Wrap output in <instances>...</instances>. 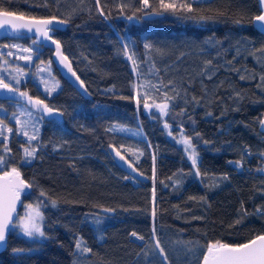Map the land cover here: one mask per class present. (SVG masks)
Returning a JSON list of instances; mask_svg holds the SVG:
<instances>
[{
    "label": "trees",
    "instance_id": "trees-1",
    "mask_svg": "<svg viewBox=\"0 0 264 264\" xmlns=\"http://www.w3.org/2000/svg\"><path fill=\"white\" fill-rule=\"evenodd\" d=\"M122 3L129 7L121 11ZM150 3L155 6V0ZM3 6L26 16L68 20L52 34L61 42L89 95L77 92L51 62V74L60 87L45 98L33 68L40 61L48 64L51 49L40 46V58L34 56L27 65L17 59L20 55L15 48L3 45L32 46L31 36L19 33L0 38V60L8 61L0 67V75L19 65L28 74L21 77L25 83L20 88L65 112L62 118H55L58 123L46 117L39 124L38 140L32 144L46 146L30 164L20 163L26 139L16 134L12 121L5 120L13 128V133H7L13 158L8 168L18 167L23 179L33 184L31 194L21 196L22 202L36 204L42 189L58 206L53 208L49 202L41 208L45 231L52 239L32 244L12 232L6 249L0 251V264H73V260L77 264H161V257L153 254L158 251L156 239L168 257L164 264H199L201 255L187 252L186 245L197 247L216 240L239 244L264 232V217L254 214L256 208L264 209V174L255 171L264 166L259 155L264 151V139L258 127L264 108V82L260 80L264 53L258 50L264 48V35L251 23L259 13L257 0H205L194 5L198 12L187 14L214 17L205 22L178 18L183 13L145 19L141 17L144 12H136L142 7L136 0H100L107 18L99 14L94 0H5ZM133 13L137 18L129 21L126 17ZM128 41L132 43L125 52L122 43ZM145 43L152 48L145 49ZM9 51L14 55L8 56ZM158 81L172 82L166 89L169 96L174 95L172 86L179 93L173 101L176 108L168 116L153 108L154 118L142 105L138 111L133 100L119 98L134 95L133 83ZM109 88L113 91H106ZM151 95L160 97L158 103L163 99L162 92ZM193 97L198 104L185 103ZM12 103L15 101L0 99L7 116ZM185 108L187 114L177 115ZM165 121L172 135L179 132L182 122L187 135L194 136L195 130L211 142L205 145L203 140L193 139L202 161L201 172L207 170V177L192 175L191 161L182 145L168 135ZM113 124L131 131H106ZM136 131L142 135H133ZM110 144L142 179L115 164L107 150ZM244 147L251 155L244 158V169L237 170L228 161L239 160ZM181 171L182 183L174 187V174ZM225 173L229 179L213 186V177ZM85 215L89 220L98 218L100 224L85 223ZM132 232L144 240L132 237ZM76 237L83 239L91 253L72 254ZM15 247L34 250L15 256Z\"/></svg>",
    "mask_w": 264,
    "mask_h": 264
},
{
    "label": "snow or ice",
    "instance_id": "snow-or-ice-1",
    "mask_svg": "<svg viewBox=\"0 0 264 264\" xmlns=\"http://www.w3.org/2000/svg\"><path fill=\"white\" fill-rule=\"evenodd\" d=\"M5 0H0V30L7 31L4 27L9 25L11 30L14 32H19L21 29H27L29 32H33V36L39 39L34 38L32 41V46L27 48H22L23 53H27V55H20L17 59L27 61L29 63L33 62V58L38 60L40 58V46L47 45L48 41H51L52 45H55L56 55L60 58L59 63L67 69L69 73H71L72 77H75V81H78V88L83 90V94L89 95L88 89L84 84V81L80 79V77L76 74V72L72 69L71 61L68 56L64 55L62 52V45L59 40L53 39L52 36L49 35L50 32L58 30V25H65L68 23V20H57L55 16L51 18H36L29 17L25 18L23 14L19 16L16 13L9 11L6 7L3 6ZM82 2V0H81ZM137 3L142 5V7L137 8L136 12H144L146 16L151 15H164L165 13H171L173 15H178L183 13L184 15H179L180 19H189L197 22H205L214 20L213 16L206 15H187L189 13H196L199 11L198 7H194V5H200L205 2V0H155V6L153 3H150V0H136ZM210 2V0H208ZM94 3L97 6L99 14L101 16H105L103 8L100 6V0H94ZM257 4L260 6L259 14L254 15L252 18V25L258 28L261 32H264V0H257ZM47 7V3L44 5ZM121 11L124 8L129 7L128 4H120L119 5ZM146 9H151V11H145ZM107 18V16H105ZM129 21H132L135 16V13L126 17ZM55 22V23H54ZM237 24H240L241 21L237 20ZM123 40V38H121ZM132 43L128 41L126 43H122V47L125 52H127L129 44ZM4 48H17L20 49V45L12 44V45H3ZM145 49H151L152 45L149 43L144 44ZM239 51V50H238ZM261 53H264V48L259 49ZM3 55V53H0ZM8 56L14 55L13 52L9 51L7 53ZM129 60H133L132 55L128 56ZM5 64L8 63L7 60L4 61ZM135 60H133V65H135ZM44 61H40V65H37V73L39 76V84L43 85V91L45 93V98L52 95L53 92L60 87L59 82L55 80V78L51 75L50 65L51 60L48 61V67H42ZM135 71V67L133 69ZM16 75L9 74V77H5L0 75V90H6L10 95L5 96L4 98L7 100H15L17 111L12 113L11 117L7 116V110L0 104V112L4 113L3 116H0V137L3 139L0 140V145L3 146V151L0 153V249H6L7 240L10 233L14 230L19 229V233L22 234L27 242H31L32 244H42L44 241L52 239L51 236L47 234L45 231V217L43 212L41 211L42 207H46L48 203H51L53 208H56L57 201L55 199H50L47 196V193L44 190H40L39 196L37 197L36 204H26L24 205L26 211L24 215L21 217L16 213L17 203H22L21 196L22 195H30V189L33 187L32 183L25 181L22 177V174L18 167L11 166L10 171L5 170L9 167L11 159H13L9 154L11 153V148L7 146L8 136L5 135L7 133H13V128L9 127L5 120L15 122L16 134L22 135L26 137V146L21 145L23 150V155L20 163H31L32 160L36 159L38 153L42 147L46 145L37 144L33 145V141H37L39 137V124L44 121L47 117L53 122H57L55 120L56 117H63L65 112L60 109H55L49 104L45 103L44 99H40L39 97L30 96L27 91H21V84L25 83V80H22L21 77L27 78L28 74L24 72L23 68L19 65L13 70ZM47 73V75H45ZM241 79L245 77L241 76ZM5 79H8V83H5ZM260 80L264 82V76L260 77ZM169 85H172V82L169 81L168 85L163 84L158 81L156 84L151 82L148 83H133L132 89L134 91V95L120 96V99H131L135 102L137 106V110L142 107L145 110L149 111V115L156 117V113L151 112L150 110L155 108L158 110L161 116H168L170 112L174 111L176 108V104L173 101L179 96V93L176 92L175 87H171V91L174 93L173 96H169L168 91L166 89L169 88ZM106 91H113L112 88L107 89ZM163 99L161 102H157L160 99L159 96H153L152 93H161ZM236 96L239 97L240 93H236ZM25 101L21 103V101ZM151 101V102H150ZM194 102L198 104L199 102L195 97L192 98V101L185 100V103ZM187 114V109H181L180 113L177 115H185ZM207 115L211 116L212 113L208 112ZM21 117H26V119H21ZM189 120H192V117L188 116ZM193 124L195 123L192 120ZM258 123L261 126V129H264V119H259ZM28 128L32 129V134H29L27 131ZM164 128L170 129V125L167 121L164 122ZM106 131L112 132L114 134L126 133L131 131L121 125L113 124ZM178 131L180 133L179 138H175L176 143L183 145V151L187 154V159L191 161V168L194 170L192 175L196 177L200 176H208V171L204 170L201 172L202 161L200 159L199 153L197 151L196 145L193 144V139L195 138L198 142L203 140L201 133L194 130V136L187 135L184 132L183 123L181 122ZM133 135L139 136L142 135L140 131H136L132 133ZM168 135H172V131L169 130ZM261 136H264V131L260 133ZM67 143V141H65ZM211 142L208 140H203V144L208 145ZM62 146V145H61ZM231 147V144L228 145ZM110 148L115 152L116 156L120 158V160H124L125 157L121 155L119 149H117L114 145H109ZM122 147V146H121ZM53 150H56L54 147ZM251 151L248 147H244L241 150V158L235 161H228L229 164L233 165L237 170L244 169V158L246 156H250ZM260 157L264 159V151L259 153ZM153 161L155 162V156H153ZM131 167V164H129ZM251 171V170H250ZM255 171L259 174H264V166L257 167ZM177 177L174 182V187H179L183 180V172L180 174H174ZM172 179V178H170ZM229 176L227 173L222 174L219 177H213V186L218 187L219 183L227 181ZM168 185H165L167 187ZM153 198H155V189H153ZM190 199H195V197H190ZM201 199H204L201 197ZM243 207V204H242ZM105 211H114L112 209H105ZM255 215L264 217V209L256 208ZM153 217L155 216V209L152 212ZM244 215L247 216V212H244ZM85 223H94V225H99L100 220L98 218H93V220H89L88 215L84 217ZM240 220H237L236 223H240ZM132 237H136L139 240H144L143 236H138L136 232L131 233ZM153 236L155 237V228H153ZM191 244V242H189ZM204 248L203 252H200L199 249ZM155 249L157 252H154V255H159L161 257V264H164L165 261L168 260L167 255L165 254V249L161 246L160 240H155ZM34 249L32 247L22 248L15 247L12 249V253L15 256H22L26 253L32 252ZM92 249L87 247L82 238H75V249L73 251L74 256H82L84 253H91ZM186 251L190 252L194 255L199 254L202 255L201 264H264V233L256 234L252 239L248 240L245 243L240 244H229L223 243L220 240H216L214 242H208L206 245H198L197 247H190L186 245ZM147 256L148 253H145ZM73 264H77L76 260H73Z\"/></svg>",
    "mask_w": 264,
    "mask_h": 264
},
{
    "label": "water",
    "instance_id": "water-1",
    "mask_svg": "<svg viewBox=\"0 0 264 264\" xmlns=\"http://www.w3.org/2000/svg\"><path fill=\"white\" fill-rule=\"evenodd\" d=\"M258 5V4H257ZM258 9L260 10V6L258 5ZM13 12V11H12ZM14 13H16V12H14ZM259 14V13H258ZM16 15L17 16H19L20 15V13H16ZM25 16V18L27 19V18H29V17H33V16H26V15H24ZM154 16H156V15H151V16H146L144 13L141 15V17L142 18H145V19H147V18H152V17H154ZM52 16H46V17H36V18H51ZM57 18V17H56ZM57 20H61V19H59V18H57ZM55 23V22H54ZM64 25H58V29L59 28H62ZM6 29H7V31H4V30H0V38H3V37H10V36H12V35H14L16 32H14V31H12L11 30V27L9 26V25H6V26H4ZM256 28V27H255ZM259 32H261L258 28H256ZM35 30L33 29V32H34ZM20 33H24V34H26V35H28V36H31L32 37V41H33V39L34 38H36V39H39V38H37V37H34L33 36V32H29L27 29H21L20 31H19ZM18 32V33H19ZM53 32H50L49 33V35L50 36H52V38L53 39H55L54 38V36H53V34H52ZM263 35H264V32H261ZM45 47H49L50 49H51V53H50V59H51V62H52V64H53V66L55 67V69L57 70V72L59 73V75L61 76V77H63L69 84H71L75 89H76V91L77 92H79L82 96H84V97H88V95H85V94H83V90L82 89H80V88H78V81H75V77H72V75H71V73H69L68 71H67V69L66 68H64V66L62 65V64H60L59 63V57L56 55V49H55V45H52L51 44V41H48L47 42V45H45ZM62 50V49H61ZM62 52H63V50H62ZM63 54H64V52H63ZM65 55V54H64ZM72 69H73V67H72ZM74 70V69H73ZM5 83H8V82H6L5 81ZM7 95H10L9 93H7L6 92V90H0V99H5L4 97L5 96H7ZM15 101V100H14ZM260 119H264V108H263V111H262V115H261V117H260ZM258 127H259V130L262 132V131H264V129H261V126H260V124L258 125ZM263 137V139H264V136H262ZM107 150H108V152H109V154H110V156H111V158H112V160L115 162V164H117L122 170H124L127 174H129L130 176H132V177H134V178H136V179H142L143 177L140 175V173L134 168V166L125 158L124 160H120V158L118 157V156H116V154H115V152L112 150V148H110L109 146L107 147ZM122 155V154H121ZM125 157V156H124ZM129 164H131V167H129ZM10 169L11 168H8V169H6V170H8V171H10ZM0 175H2V173H0ZM26 181V180H25ZM22 201V200H21ZM20 205H21V203H17V207H16V213L18 212V210H19V207H20ZM262 233H264V232H262ZM260 234V233H259ZM253 238V237H252ZM252 238H250V239H252ZM250 239H248V240H250ZM248 240H246V241H244V242H242V243H245V242H247ZM229 244H231V243H229ZM240 244V243H239ZM1 250H3V249H0V251ZM205 250V249H204ZM203 250V251H204ZM201 261H202V255H201V257H200V260H199V264H201Z\"/></svg>",
    "mask_w": 264,
    "mask_h": 264
},
{
    "label": "rangeland",
    "instance_id": "rangeland-1",
    "mask_svg": "<svg viewBox=\"0 0 264 264\" xmlns=\"http://www.w3.org/2000/svg\"><path fill=\"white\" fill-rule=\"evenodd\" d=\"M15 34H19L18 32H16ZM22 34V33H21ZM31 42H32V38H31ZM12 44H16L15 42H12ZM16 45H18V44H16ZM21 46V48L20 49H17V48H15V54H19V55H27V53H23L22 52V48H27V47H29V46H31V45H29V46H24V45H20ZM1 50V49H0ZM24 62H27V61H24ZM2 65H5V63H4V60H0V67L2 66ZM27 65H29V62H27ZM37 65H40V63H37ZM37 65H35V67L33 68V70L35 71V74L37 73ZM42 67H48V64L47 63H44L43 65H41ZM14 70V69H13ZM4 73H7V74H4L6 77H9V74L11 73L12 75H16V73L14 72V71H3ZM25 73H27V72H25ZM45 75H47V73H45ZM52 75V74H51ZM53 76V75H52ZM54 77V76H53ZM55 78V77H54ZM55 80H56V78H55ZM36 81L38 82V84H39V76H37L36 75ZM57 81V80H56ZM42 88H44V86L43 85H41V84H39ZM31 96V95H30ZM35 98V97H34ZM25 101H21V103H24ZM12 108H13V110L12 111H10V113H8V117H11L12 116V113L14 112V111H17V108H16V102L15 103H12ZM156 110V109H155ZM157 112H158V110H156ZM0 113H2V112H0ZM159 113V112H158ZM21 119H26V117H21ZM13 122V124H14V126H15V128L17 127L16 125H15V122H14V120L12 121ZM169 130L170 129H166V131L167 132H169ZM27 131L29 132V134H32V129L31 128H28L27 129ZM5 135H7V132H5ZM22 136V135H21ZM171 136H173V137H175V138H179V136H180V133L178 132L176 135H171ZM24 139H26V137H24V136H22ZM182 147H183V145H182ZM26 204H35V203H31V202H27V201H23L22 203H21V205H20V207H19V210H18V212H17V214L19 215V216H23L24 215V213H25V211H26V209H25V207H24V205H26ZM13 232H15L16 234H20L19 233V229H16V230H14ZM20 235H22V234H20Z\"/></svg>",
    "mask_w": 264,
    "mask_h": 264
},
{
    "label": "flooded vegetation",
    "instance_id": "flooded-vegetation-1",
    "mask_svg": "<svg viewBox=\"0 0 264 264\" xmlns=\"http://www.w3.org/2000/svg\"><path fill=\"white\" fill-rule=\"evenodd\" d=\"M20 90H21V91H26L25 89H21V88H20ZM10 101H14V100H10ZM22 101H23V100H22Z\"/></svg>",
    "mask_w": 264,
    "mask_h": 264
}]
</instances>
